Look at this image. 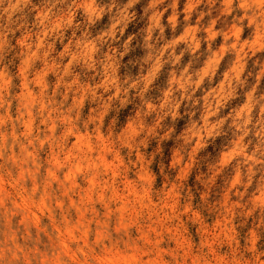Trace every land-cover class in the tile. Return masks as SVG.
I'll return each mask as SVG.
<instances>
[{"label":"clouds","instance_id":"clouds-1","mask_svg":"<svg viewBox=\"0 0 264 264\" xmlns=\"http://www.w3.org/2000/svg\"><path fill=\"white\" fill-rule=\"evenodd\" d=\"M0 264H264V0H0Z\"/></svg>","mask_w":264,"mask_h":264}]
</instances>
